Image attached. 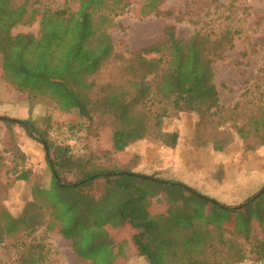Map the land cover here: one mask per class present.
Returning <instances> with one entry per match:
<instances>
[{"label": "trees", "instance_id": "1", "mask_svg": "<svg viewBox=\"0 0 264 264\" xmlns=\"http://www.w3.org/2000/svg\"><path fill=\"white\" fill-rule=\"evenodd\" d=\"M77 1L68 0L63 7L52 8L43 0H0V82L31 100H49L61 112L75 113L90 124L98 116L113 126L108 150L86 144L78 154L69 145L53 142L48 130L38 127L32 118L0 116L1 122L8 126L18 124L44 148L46 141L52 174L50 187L35 188L34 198L22 210L14 212L0 204V246L6 244L7 237L12 238L17 254L10 264H49L51 248L34 240L40 229L46 234L57 231L70 240L74 252L87 264H110L102 233L94 228L108 213L82 190L99 178L112 182L122 174L140 176L116 169L113 155L142 139L154 140L167 148L177 147L180 132L166 129V122L178 119L188 109L199 116L198 137L204 136L203 128H209L207 138H201L199 145L208 146L214 153L235 150L239 143L248 151L264 147V82L257 84L254 97L246 96L233 106L220 103L214 83V64L235 47L241 30L204 26L180 38L177 25L170 24L165 28L164 40L134 52L126 60L116 52L110 33L101 25L103 11L87 9L78 19L71 11L72 3ZM161 3L162 0H157L155 15L172 16V10H160ZM38 21V34L12 32L19 25ZM114 61L127 62L133 77L96 98L91 76ZM4 101L0 99V104H7ZM19 145L10 152L13 162L17 160L10 174L15 181L23 182L30 179L32 170L28 154ZM5 163L0 151V167ZM145 178L180 187L222 209L244 208L264 195L263 186L244 204L229 207L184 182L154 175ZM137 209L138 213H123L137 228L134 234L137 256L145 258V264H159L155 247L148 240L154 224L141 208ZM20 234L25 237H16ZM247 260L255 264L264 261V241L237 236L232 252L211 247L203 257L204 264H238Z\"/></svg>", "mask_w": 264, "mask_h": 264}, {"label": "rangeland", "instance_id": "2", "mask_svg": "<svg viewBox=\"0 0 264 264\" xmlns=\"http://www.w3.org/2000/svg\"><path fill=\"white\" fill-rule=\"evenodd\" d=\"M43 1L58 8L66 5L68 0ZM156 2L78 0L72 3L71 11L79 19L87 9H101V25L110 33L116 52L126 60L134 52L164 40L165 28L170 24L177 25L180 38L188 37L204 26L239 29L241 33L234 41L235 47L214 64V83L224 106H233L246 96L254 97L255 87L264 82V0H162L160 10H172L170 17L155 15ZM226 4L231 7L225 8ZM12 32L38 34L39 21L19 25ZM126 64L118 61L105 64L91 76L95 82L93 96L101 98L132 78L133 73ZM0 99L7 103L0 104L1 117L32 118L38 127L48 130V137L57 144L66 145L52 137L53 131L65 132L82 147L87 144L102 150L110 148L113 126L109 120L97 116L96 122L90 124L75 113L61 112L49 100H31L4 82H0ZM198 121L199 116L188 109L178 119L166 122V129L180 132L175 148L142 139L124 152L113 155L116 169L140 176L122 174L112 182L99 178L82 190L108 213L94 228L102 233L110 264L146 263L145 258L137 256L134 242L137 228L123 216V213H138L137 208H141L154 224L148 240L155 247L159 264H204L203 257L211 247L232 252V243L237 236L264 241V195L249 206L229 210L180 187L145 178L154 175L184 182L229 207L244 204L264 186V147L248 151L239 143L235 150L214 153L208 146L199 145L207 138L209 128H203L204 136L198 137ZM16 144H20L29 156L32 175L28 181H15V176L10 174L17 162H13L10 153ZM0 151L6 158V163L0 167V204L9 206L14 212L20 211L29 199L34 198L35 188L51 185L46 149L29 138L18 124L8 126L0 121ZM35 239L51 248L49 264H87L74 252L71 241L57 231L46 234L40 229L35 233ZM12 241L7 237L6 244L0 246V264H10L16 259ZM241 263L255 264L251 260Z\"/></svg>", "mask_w": 264, "mask_h": 264}, {"label": "built area", "instance_id": "3", "mask_svg": "<svg viewBox=\"0 0 264 264\" xmlns=\"http://www.w3.org/2000/svg\"><path fill=\"white\" fill-rule=\"evenodd\" d=\"M64 133L62 132L61 134H59L57 131H53L51 135L54 139H58L60 143H64L66 145L71 146L75 153H78V154L82 153L83 152L82 145L79 144L77 140H75L74 138L70 136H67V134H64Z\"/></svg>", "mask_w": 264, "mask_h": 264}, {"label": "water", "instance_id": "4", "mask_svg": "<svg viewBox=\"0 0 264 264\" xmlns=\"http://www.w3.org/2000/svg\"><path fill=\"white\" fill-rule=\"evenodd\" d=\"M44 145H45L46 151L48 152V147H47L46 141H44Z\"/></svg>", "mask_w": 264, "mask_h": 264}, {"label": "crops", "instance_id": "5", "mask_svg": "<svg viewBox=\"0 0 264 264\" xmlns=\"http://www.w3.org/2000/svg\"><path fill=\"white\" fill-rule=\"evenodd\" d=\"M222 160H223V159H222ZM222 160H221V161H222ZM261 264H263V263H261Z\"/></svg>", "mask_w": 264, "mask_h": 264}]
</instances>
